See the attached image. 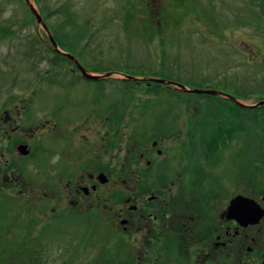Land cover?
Returning a JSON list of instances; mask_svg holds the SVG:
<instances>
[{
    "label": "rangeland",
    "instance_id": "rangeland-1",
    "mask_svg": "<svg viewBox=\"0 0 264 264\" xmlns=\"http://www.w3.org/2000/svg\"><path fill=\"white\" fill-rule=\"evenodd\" d=\"M36 1L50 13L45 23L58 44L79 53L86 70L119 74L98 85L71 78L67 66L49 64L45 44L35 41L36 34H48L25 23L23 1L0 0V86L9 82L21 95L33 89L39 116L61 107L67 113L112 111L123 120L147 118L150 135L162 129L171 136L185 116L211 154L204 157L193 139L189 169H203L213 187L264 193V107L245 111L174 87L119 83L123 73L221 92L249 106L264 100V0ZM8 191H0V264H47L51 242L34 247L27 241L20 217H32L19 212L16 192Z\"/></svg>",
    "mask_w": 264,
    "mask_h": 264
},
{
    "label": "flooded vegetation",
    "instance_id": "flooded-vegetation-1",
    "mask_svg": "<svg viewBox=\"0 0 264 264\" xmlns=\"http://www.w3.org/2000/svg\"><path fill=\"white\" fill-rule=\"evenodd\" d=\"M7 84L0 191L14 190L19 212L32 217H20L27 241L51 242L47 264H264V193L213 187L203 169H189L190 142H201L191 119L182 115L168 137L148 134L147 118L112 111L39 116L35 91ZM238 197L257 208L231 213Z\"/></svg>",
    "mask_w": 264,
    "mask_h": 264
},
{
    "label": "water",
    "instance_id": "water-1",
    "mask_svg": "<svg viewBox=\"0 0 264 264\" xmlns=\"http://www.w3.org/2000/svg\"><path fill=\"white\" fill-rule=\"evenodd\" d=\"M27 1L29 2L30 0H27ZM32 11L37 16L38 21L42 22V19H41L40 15L38 14V12L33 7H32ZM52 42H53L54 46L56 47L57 44H56V42L54 41L53 38H52ZM68 57H70L71 59H74L71 55H68ZM79 69L82 71L84 77L87 80H91V81H99L101 79H104L105 77L111 76V74H107L106 76H95V75L89 74L80 65H79ZM128 79H130L132 81H138L139 80V79H136V78H133V77H128ZM143 81L149 82V83H157V84H161V85H174V86L179 87L180 91L183 92V93H192V94H198V95L205 94V95H211V96H222V97H226L229 100L239 104V102H237L233 97L228 96V95L223 94V93H220V92H217V91H212V90H188L187 88H185L184 86H182L180 84L168 82V81L161 80V79H145ZM240 105H242V104H240ZM261 105H264V101L260 102L257 106H246V107L247 108H253V107H258V106H261ZM242 106L245 107L244 105H242ZM239 205L240 206L241 205L244 206L246 208L247 212L249 210H253V209L257 208V205H256V203L253 200H250V199H247V198H244V197H238V198H236L235 200L232 201V205L230 207V212L231 213H238ZM245 217L249 218L250 216L248 214H246ZM259 217H260V215L257 217V219Z\"/></svg>",
    "mask_w": 264,
    "mask_h": 264
},
{
    "label": "trees",
    "instance_id": "trees-1",
    "mask_svg": "<svg viewBox=\"0 0 264 264\" xmlns=\"http://www.w3.org/2000/svg\"><path fill=\"white\" fill-rule=\"evenodd\" d=\"M41 9L44 11L45 10V16H46V18H48L49 16H51L50 15V13L48 12V11H46V9H45V7L44 6H41ZM162 87V88H167V89H170V88H168V87H165V86H160V85H152L151 87ZM206 150H208V149H206ZM206 150H204V151H206ZM206 154L208 155V151H206ZM209 154H210V152H209ZM211 155V154H210ZM209 156V155H208Z\"/></svg>",
    "mask_w": 264,
    "mask_h": 264
}]
</instances>
